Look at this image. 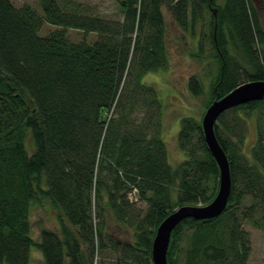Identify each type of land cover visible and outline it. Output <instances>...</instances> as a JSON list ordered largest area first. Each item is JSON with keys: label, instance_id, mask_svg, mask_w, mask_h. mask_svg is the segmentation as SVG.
Segmentation results:
<instances>
[{"label": "trees", "instance_id": "trees-1", "mask_svg": "<svg viewBox=\"0 0 264 264\" xmlns=\"http://www.w3.org/2000/svg\"><path fill=\"white\" fill-rule=\"evenodd\" d=\"M114 1L116 19L59 0H38L40 12L0 0V264H33V250L43 264H153L164 220L218 194L202 123L182 119L185 158L173 166L163 101L143 80L168 70V5L183 30L194 31L203 11L211 15L204 38L217 73L208 108L264 81L262 12L252 0ZM45 24L55 30L42 36ZM71 30L82 34L78 42ZM188 86L194 97L204 93L197 77ZM249 121L258 138L247 155ZM215 132L231 167L228 206L215 219L184 220L172 233L168 264H248L243 224L264 229V99L224 113ZM45 200L58 211V229L44 228L35 240L32 211Z\"/></svg>", "mask_w": 264, "mask_h": 264}, {"label": "rangeland", "instance_id": "rangeland-1", "mask_svg": "<svg viewBox=\"0 0 264 264\" xmlns=\"http://www.w3.org/2000/svg\"><path fill=\"white\" fill-rule=\"evenodd\" d=\"M62 5L81 4L86 13L100 15L107 18H120L118 4L114 0H59ZM16 7L29 6L40 12L38 0H11ZM262 12L264 0H252ZM83 10V11H84ZM215 11H217L215 9ZM192 15L189 13V19ZM163 18L166 26V41L169 66L167 71L152 73L145 76L143 82L148 86L156 88L161 101L164 105L163 114V139L167 144L170 162L173 166L179 165L185 158L183 152L178 146V134L181 128V121L184 117H192L202 123L203 117L208 109L210 101L211 85L214 76L217 73L216 65L210 58L211 43L205 36H210L211 15L203 11V16L197 23L195 30L181 29L174 21L173 15L168 5L163 7ZM218 22L215 20V32ZM55 27L45 24L41 30V35L46 36ZM69 38L78 42L82 34L78 31H69ZM94 40V36L89 38ZM201 46L205 53L198 56ZM204 57V58H203ZM203 58V60H202ZM197 77L204 88V93L200 97H194L189 90V81ZM258 138L257 126L255 121H249L245 154H251L252 147L256 144ZM251 200L243 202V206H250ZM242 206V207H243ZM144 207L140 205V208ZM58 211L53 209L48 201H43L39 208L32 211V236L35 240L40 239V233L44 228L53 230L58 229L57 224ZM111 230L118 231V228L110 223ZM244 230L248 232L250 240V255L248 264H264V229L256 228L250 223L243 224ZM108 227V229H110ZM188 236V235H186ZM187 237L184 238L182 247L186 246ZM182 257V256H181ZM33 264H43L42 255L39 251L33 250Z\"/></svg>", "mask_w": 264, "mask_h": 264}, {"label": "water", "instance_id": "water-1", "mask_svg": "<svg viewBox=\"0 0 264 264\" xmlns=\"http://www.w3.org/2000/svg\"><path fill=\"white\" fill-rule=\"evenodd\" d=\"M216 15V11L214 12ZM264 99V81L243 84L220 100L214 101L202 120L205 143L215 160L220 174L219 191L207 206H185L170 215L159 226L152 245L153 264H168L167 254L173 231L186 219L205 221L220 217L228 206L232 191L231 167L228 156L222 148L215 126L227 111L238 106Z\"/></svg>", "mask_w": 264, "mask_h": 264}]
</instances>
